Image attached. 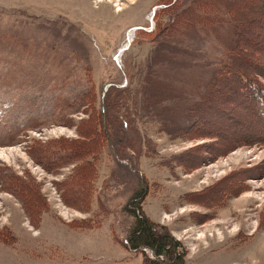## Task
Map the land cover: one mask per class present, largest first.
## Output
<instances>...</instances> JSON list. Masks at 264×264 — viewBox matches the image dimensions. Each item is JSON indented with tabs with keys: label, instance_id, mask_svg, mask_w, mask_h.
Instances as JSON below:
<instances>
[{
	"label": "rangeland",
	"instance_id": "rangeland-1",
	"mask_svg": "<svg viewBox=\"0 0 264 264\" xmlns=\"http://www.w3.org/2000/svg\"><path fill=\"white\" fill-rule=\"evenodd\" d=\"M259 1L0 0V264H264Z\"/></svg>",
	"mask_w": 264,
	"mask_h": 264
},
{
	"label": "trees",
	"instance_id": "trees-1",
	"mask_svg": "<svg viewBox=\"0 0 264 264\" xmlns=\"http://www.w3.org/2000/svg\"><path fill=\"white\" fill-rule=\"evenodd\" d=\"M261 1V0H260ZM259 1V3H260ZM264 2V0H263ZM232 71L228 73V75H231ZM244 80V82L247 83L249 88H246L248 90L249 95L251 96V99L255 100L257 103V111L258 115L261 117V119L264 121V85L260 83L259 80H254L253 76L251 75H245V73L239 72ZM250 77V78H249ZM213 82V81H212ZM252 93V94H251ZM253 100V104H255V101ZM256 105V104H255ZM192 108H196V106H193ZM109 112L106 115V118L111 119L113 121H116L115 117V110L113 107L108 106ZM191 112V109H189V113ZM103 125L102 123H100ZM106 123H104V137L103 140L100 139L99 148L104 147V140L107 141V133H106ZM73 145V144H70ZM92 147V146H91ZM69 153H73L74 150H78L75 146L69 147ZM99 148L97 150H86L83 153L85 155H91L93 158L97 156ZM92 149V148H91ZM56 150V149H53ZM61 150V149H59ZM80 152V150H79ZM52 153V152H51ZM80 154V153H77ZM84 155V154H83ZM79 156H82L81 154ZM95 161V160H94ZM142 196V195H141ZM139 196L138 198H135L133 201L135 202L134 208L139 203ZM131 243L134 246V248H148L155 254V259H150L147 261L148 264H186L185 262V253L181 250V243L176 240L166 228H162L159 230V228L155 225V223L150 222L148 219H145L144 217H141L137 219L135 222L133 229L130 234Z\"/></svg>",
	"mask_w": 264,
	"mask_h": 264
},
{
	"label": "bare ground",
	"instance_id": "bare-ground-1",
	"mask_svg": "<svg viewBox=\"0 0 264 264\" xmlns=\"http://www.w3.org/2000/svg\"><path fill=\"white\" fill-rule=\"evenodd\" d=\"M132 33H133V30H131L130 31V34H129V41H131V39H132V36H134V35H132ZM134 34V33H133ZM83 151V150H82ZM39 203V202H38Z\"/></svg>",
	"mask_w": 264,
	"mask_h": 264
}]
</instances>
